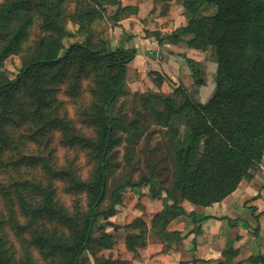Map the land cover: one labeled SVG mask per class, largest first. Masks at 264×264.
<instances>
[{
    "label": "rangeland",
    "instance_id": "1",
    "mask_svg": "<svg viewBox=\"0 0 264 264\" xmlns=\"http://www.w3.org/2000/svg\"><path fill=\"white\" fill-rule=\"evenodd\" d=\"M169 1L161 2L165 11ZM184 2L174 0V11L188 23ZM136 8L122 0H0V84L15 79L32 57L63 56L72 43L125 47L133 33L124 31L121 20ZM202 9L200 18L217 12L208 2ZM140 26L146 31L143 22ZM214 28L205 24L204 34ZM148 33L171 41L170 30ZM194 35H185L184 41ZM258 49L264 54V42ZM201 51L200 61L187 59L193 70L177 80L150 67L140 75L133 60L127 65L123 90L111 108L117 119L103 214L80 264H146L149 243H169L170 221L194 213L196 204L177 186L176 155L188 129L184 112L193 114L192 106L207 105L225 80L217 46ZM252 67L264 88V57ZM103 79L101 61L74 52L23 77L10 94H0V264L72 263L101 165ZM256 97L254 105L264 110V95ZM251 119L239 125L244 139L251 134L245 129ZM253 123L257 130L264 128V120ZM219 137L217 143L223 144L225 137ZM199 141L201 156L206 135Z\"/></svg>",
    "mask_w": 264,
    "mask_h": 264
},
{
    "label": "trees",
    "instance_id": "2",
    "mask_svg": "<svg viewBox=\"0 0 264 264\" xmlns=\"http://www.w3.org/2000/svg\"><path fill=\"white\" fill-rule=\"evenodd\" d=\"M206 2L209 7L216 6L217 12L200 18L202 6ZM184 4L188 23L172 31L168 36L170 42L184 41L185 35L194 33L193 39L185 40L190 47L204 50L209 44L216 45L219 50L220 75L225 73L223 88L219 89L217 96L207 105L192 106L193 114L189 110L184 112L188 121L187 138L184 147L176 155L181 172L177 186H180L182 194H186L188 200L199 206H207L223 200L233 192L264 156V128L257 130L253 127L255 119L261 122L264 120V110L259 105H254L258 101L256 94L264 95V88L255 81L256 74L252 67L253 63L258 64L259 59L262 61L264 57L258 49L264 42V0H185ZM122 9L127 11L129 7ZM205 24L213 25L215 33L204 34ZM74 52H81L90 60L102 62L105 85L101 165L86 229L71 263L80 264L84 253L91 247L92 232L103 214L100 205L106 191L108 160L117 119L111 108L123 90L124 71L137 52L133 48L121 46L112 49L104 41L96 48L88 40L72 43L63 56L52 52L32 57L23 65L15 79L0 84V94H10L23 77L62 62ZM249 54L252 56L251 62L246 65ZM222 102L227 107L219 109ZM251 117L250 127L245 128L251 134L244 139L242 135L245 134L240 133L239 125L245 127ZM207 131L211 132L206 134ZM211 133H215V136H211ZM204 134L205 151L199 156V140ZM219 136L225 137L223 144L217 143ZM218 139L222 140L221 137ZM194 214L191 215L196 221Z\"/></svg>",
    "mask_w": 264,
    "mask_h": 264
},
{
    "label": "crops",
    "instance_id": "3",
    "mask_svg": "<svg viewBox=\"0 0 264 264\" xmlns=\"http://www.w3.org/2000/svg\"><path fill=\"white\" fill-rule=\"evenodd\" d=\"M122 1L124 6L137 7L123 15L121 23L124 31L133 33L125 48L136 50L132 62H138L140 75L150 67L177 80L193 70L187 61L199 60L200 49L148 33H165L187 24L186 17L174 11V0L169 1L168 11L162 7L164 0ZM142 22L146 31L141 30ZM257 167L223 200L194 205L197 222L191 214L173 218L167 226L172 240L150 242L146 264H264V156Z\"/></svg>",
    "mask_w": 264,
    "mask_h": 264
}]
</instances>
